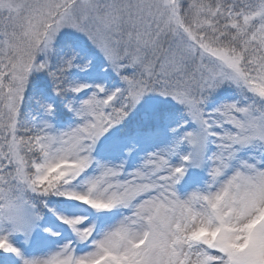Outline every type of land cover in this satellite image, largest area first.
<instances>
[{
	"label": "snow or ice",
	"instance_id": "obj_1",
	"mask_svg": "<svg viewBox=\"0 0 264 264\" xmlns=\"http://www.w3.org/2000/svg\"><path fill=\"white\" fill-rule=\"evenodd\" d=\"M0 264H264V0H0Z\"/></svg>",
	"mask_w": 264,
	"mask_h": 264
}]
</instances>
